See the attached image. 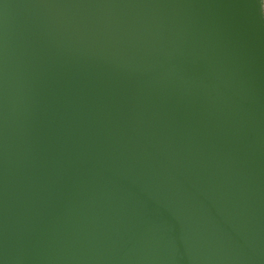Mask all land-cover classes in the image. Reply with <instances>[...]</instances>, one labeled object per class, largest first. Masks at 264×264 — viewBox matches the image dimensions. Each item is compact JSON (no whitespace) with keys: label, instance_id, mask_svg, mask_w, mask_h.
Wrapping results in <instances>:
<instances>
[{"label":"water","instance_id":"1","mask_svg":"<svg viewBox=\"0 0 264 264\" xmlns=\"http://www.w3.org/2000/svg\"><path fill=\"white\" fill-rule=\"evenodd\" d=\"M0 264H264V0H0Z\"/></svg>","mask_w":264,"mask_h":264}]
</instances>
